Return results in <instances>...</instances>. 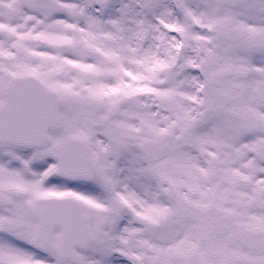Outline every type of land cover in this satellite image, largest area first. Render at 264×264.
<instances>
[{
	"label": "snow or ice",
	"instance_id": "6c2138e0",
	"mask_svg": "<svg viewBox=\"0 0 264 264\" xmlns=\"http://www.w3.org/2000/svg\"><path fill=\"white\" fill-rule=\"evenodd\" d=\"M0 264H264V0H0Z\"/></svg>",
	"mask_w": 264,
	"mask_h": 264
}]
</instances>
